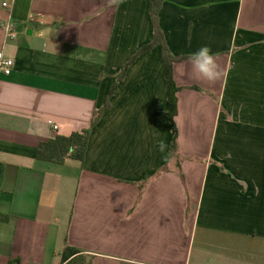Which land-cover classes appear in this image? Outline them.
<instances>
[{"label": "crops", "instance_id": "1", "mask_svg": "<svg viewBox=\"0 0 264 264\" xmlns=\"http://www.w3.org/2000/svg\"><path fill=\"white\" fill-rule=\"evenodd\" d=\"M8 3L10 13L3 7ZM148 0H0V264H264V0H164L176 135ZM13 20L17 38L3 25ZM208 46L225 77L189 76ZM84 163L38 160L91 129ZM167 147L161 152L159 141Z\"/></svg>", "mask_w": 264, "mask_h": 264}, {"label": "trees", "instance_id": "2", "mask_svg": "<svg viewBox=\"0 0 264 264\" xmlns=\"http://www.w3.org/2000/svg\"><path fill=\"white\" fill-rule=\"evenodd\" d=\"M151 5V21L154 26V39L150 44H147L139 49V51L128 62L124 74L120 77L119 82L125 79L126 73L130 65L137 61L141 56L151 52L157 46L162 48V56L167 73V90H168V104H169V118L176 129L175 119L178 116V93L181 88H178L173 77L174 64L183 59L175 58L171 50L169 49L164 33L160 27L159 15L163 8L164 0H148ZM118 93V83L114 86L109 95V99L101 110L95 112L91 129L83 131L81 133H73L72 135L57 136L53 140L42 142L39 146L37 158L40 161L51 163L54 165H64L67 161H77L84 163L86 160L89 140L91 132L94 126H96L101 118L104 116L105 111L112 108L111 98ZM171 151L173 157H176L178 151V135L176 129V135L171 144ZM94 256L86 254L82 251H76L70 248H66L63 253L62 264H93Z\"/></svg>", "mask_w": 264, "mask_h": 264}, {"label": "clouds", "instance_id": "3", "mask_svg": "<svg viewBox=\"0 0 264 264\" xmlns=\"http://www.w3.org/2000/svg\"><path fill=\"white\" fill-rule=\"evenodd\" d=\"M108 2L109 5H119L123 3V0H108ZM187 61L190 65L188 74L192 79L202 80L208 84H215L221 81L226 75L224 68L218 63L217 57L212 52V49L206 45L190 53ZM166 147L165 141H159V151L163 152Z\"/></svg>", "mask_w": 264, "mask_h": 264}, {"label": "built area", "instance_id": "4", "mask_svg": "<svg viewBox=\"0 0 264 264\" xmlns=\"http://www.w3.org/2000/svg\"><path fill=\"white\" fill-rule=\"evenodd\" d=\"M3 7L7 8L10 13L12 12V7L8 3H4ZM3 30L8 39L15 40L17 38L16 24L12 19L3 25ZM14 65H15L14 60L7 59L1 56V60H0L1 72H3L6 75H11Z\"/></svg>", "mask_w": 264, "mask_h": 264}]
</instances>
